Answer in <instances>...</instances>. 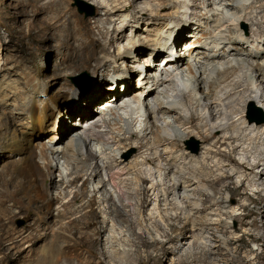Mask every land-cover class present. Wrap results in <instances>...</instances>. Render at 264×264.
I'll list each match as a JSON object with an SVG mask.
<instances>
[{
	"label": "bare ground",
	"instance_id": "obj_1",
	"mask_svg": "<svg viewBox=\"0 0 264 264\" xmlns=\"http://www.w3.org/2000/svg\"><path fill=\"white\" fill-rule=\"evenodd\" d=\"M96 1L106 8L107 15L121 16L114 33L131 26V44L120 43L111 54L115 36L96 21L99 36L107 39L101 50L105 55L96 56L94 29L82 16L73 27L66 19V7L53 0L38 5L34 13L48 15L67 47L62 62L50 76L42 78L50 89L60 90H48L43 97L38 91L25 95L27 85L36 86L35 77L27 74L20 75L24 86L0 84V160L4 162L0 173L1 263L97 264L84 262L80 252L99 244L97 236L102 232L98 226L102 221L93 206L95 197L85 203L89 193L85 186L91 177L100 181L98 193L109 204L112 221L126 228L124 241L114 231L115 226L104 230L113 234L111 242L119 241L120 247H125V242L132 246L133 227L141 242H146L142 231H150L156 242L166 233L165 227H176L172 221H181L184 216L193 235L191 241L184 237L188 241H180L181 246L192 249L196 239L194 242L207 249L211 236L198 223L203 217L195 215L201 213L200 206L208 196L216 195L218 183L231 178L232 172L240 177L250 166L252 181L258 179L264 186V122L253 120L249 112L251 107L264 112V0ZM131 7L135 20L130 19ZM76 28L82 40L78 45L72 41ZM172 56L176 62L170 61ZM110 57L126 63L130 75H121L125 71L122 65L113 69ZM84 69L102 72L107 76L105 82L112 78L109 91L115 92L112 86L118 83L125 90L109 93L99 81L84 96L87 107L77 101L68 107L69 116L79 115L81 120L72 131L67 129L70 139L62 158L77 162V168L86 159H93L95 164L83 165L71 182L81 181L83 188L61 202L62 198L49 197L47 173L37 160V145L42 146L40 155L48 159L50 146L43 140L44 134L52 129L50 143L63 141L64 128L55 123V115L62 116L63 106L74 99L69 97L68 88L78 98L75 85L80 82L68 78ZM135 74H139L138 81L132 87ZM82 85L85 88L88 82ZM104 99L107 101L89 112ZM193 138L201 141L197 152L187 146ZM130 149H138L140 155L128 158ZM229 150L241 153L243 161L225 153ZM46 168L51 172L52 164ZM226 168L232 172L226 173ZM146 182L148 188L144 187ZM225 190L232 197L248 195L241 186L231 191L227 185ZM21 192L40 203L27 216L25 230L11 223L17 214L15 208L20 212L26 209ZM183 228L186 226L175 230ZM40 242L46 245L34 249L37 258L29 259V254L24 257L26 243L35 247ZM97 253L90 254L97 257ZM122 255L132 260L130 250H123Z\"/></svg>",
	"mask_w": 264,
	"mask_h": 264
},
{
	"label": "rangeland",
	"instance_id": "obj_2",
	"mask_svg": "<svg viewBox=\"0 0 264 264\" xmlns=\"http://www.w3.org/2000/svg\"><path fill=\"white\" fill-rule=\"evenodd\" d=\"M50 1L53 0H0V60L1 68L2 66L4 68L2 69V73H0V84L7 86V84L10 83L12 86H24L22 76L26 74L33 75L35 77L33 84L36 86L27 85L25 95H30L31 92L34 93L38 91L37 93L40 94V97H43L48 90L51 92L60 90L59 87L50 89V85L43 81L42 78L44 75L50 76L53 69L62 62V54L68 52L67 47H65L62 41L63 39L59 33L60 29L53 26L48 15L41 14L36 16L34 13L38 5H46ZM59 1L66 7V11H68L66 19H70L73 27L79 16H82L86 19L88 26L94 29L95 40L93 41V46L96 56L105 55L101 54V50L104 44L107 43V39L102 38L101 35L99 36V30L96 28L95 24L96 21L100 22L99 25L102 30H109L112 36H115L112 37L115 39V46L109 49L111 54L117 50L120 43H124L125 45L128 43L131 44L134 34L131 30V26L125 29H119L116 31L117 33H114V29L120 26L121 20L118 18L121 16L116 15L112 17L107 15L106 8L96 0ZM130 10V19L135 20V10L132 7ZM160 21L162 20L158 22ZM145 27L146 24L144 25V28ZM74 30L76 37L72 41L75 45L81 44L82 40L79 39L78 35L79 30L78 28ZM110 59L113 60V69L119 68V66L122 65V68L124 67L123 69L125 70L126 63L123 65V63H121L122 61L117 63L113 58L110 57ZM17 65H20V67H17ZM100 74L102 75V72H100ZM100 74L84 69L77 71L72 77L68 78L72 82L80 83L75 85V89H78L79 92L78 98L73 96L74 90L68 88L69 97L74 99L63 106L61 110L62 116L58 114L55 115V123L60 126L62 125L61 128H64L63 134L61 135L64 139L62 142H58L56 139L55 143L51 144L50 138L53 135L52 129L51 132L44 134L43 140L50 146L48 159L40 155L42 146L37 145V160L47 173L49 197H54L56 199L62 198L60 200L61 202L70 200L74 194L83 188V182L81 181H76L74 184L71 183L76 176L79 175L78 173L81 171L83 165L91 166L95 164L93 159L84 158L86 159L85 164L81 163L80 167L77 168V162L76 164L74 161L67 162V160L62 158V152L66 151V144L70 139L67 129L72 131L75 127V123L81 120V116L79 115L71 118L68 114V107L73 105L76 101L81 105L83 103V106L87 107V105H85L87 103L85 102L84 96L95 88L99 81L104 82L103 87H107L105 90L109 93H115L119 90L123 93L125 90L121 89L122 84L118 83L115 92L109 91V87L112 83L110 81L105 82L107 76L103 77V75L101 76ZM121 75H124L126 78V75H130V72H126L125 70ZM138 75L139 74L134 75L132 87L135 86L134 84L138 81ZM87 82L88 85L82 88V84ZM112 95L113 94H111V96ZM105 101L107 100L97 101L96 104L92 105L90 110L87 109V111L89 110V112H91L92 107L94 109L96 105L98 106ZM251 109L253 112V120H263V110L258 107H251ZM55 123L53 124L54 128ZM53 145L55 146L53 147ZM187 146L197 152L201 147V141L196 138L189 139ZM95 149L96 146L93 147L94 151ZM128 153H130L128 158L134 155H140L138 149H130ZM225 153L239 161H243L241 153L237 154L232 150L226 151ZM6 154L9 153L6 152ZM84 154L87 155L86 150ZM48 163L52 164L51 172H48L46 168ZM3 166V160H0V173ZM225 171L226 173L230 172L229 168H226ZM13 172L14 175L18 176L17 171L13 169ZM51 173L53 174L52 179H54V187H51ZM231 174V178L218 183L216 195L208 196V201L200 206L201 213L195 215V217H199V219L203 217V221L198 223H200L201 227H205L209 231V237L211 236L210 244H208L210 246L207 247V249L201 246L199 242L198 244L194 242L196 239L192 240V243H194L192 249H187L188 246H186V244L185 247L181 246L180 241H182L184 237L190 239V236L193 235L189 231L191 225L185 220L184 216H181L182 219L181 221L179 220L180 222L176 220L172 221V223L177 224L178 227L182 228L186 226V228H183V231H176L175 229L178 228L177 226L165 227L166 233L164 235L162 233L160 239L156 242H153V234L150 233V231L146 232V234L143 233V231L140 233L146 241L145 243L141 242L138 238L139 233H137V230L133 227L132 246L127 242H125V247L118 246L119 241L112 243L110 239L112 233L109 234V230L104 232L107 226L111 228L115 226L113 229L115 232L119 233L118 237L123 239L121 241H124L123 236L126 234V228L122 223H115L112 221L113 215H111L109 204L104 201L105 199H103L101 193H98L100 181L93 177L89 178V182H87L85 186L89 191L88 196L85 198V203L90 202V200L95 197L93 206L96 213H98V219L100 222L102 221L98 225L102 229V232L97 236L99 244L91 246V248L84 247L80 249V252H82L86 258L84 262L91 260L90 262L97 264H264V186L261 185L262 181L258 179H255V182L252 181L250 166L246 170H243V175L240 177L234 176L233 172ZM227 185L230 186L231 191L241 186L242 191H245L248 195H236L232 197L230 192L225 190V186ZM149 186L150 184L148 182L144 184L145 188ZM19 196L26 204V209L20 212L19 209L15 208L17 214L16 217L11 220V223L16 228L25 230L29 222L27 216L32 213L35 206L40 205V203L30 201L25 193L21 192ZM56 210L57 206L53 210L55 215L57 214ZM144 210H146V207ZM220 221L222 222L221 224L219 223ZM216 223H219V225ZM173 237L175 240H173ZM191 239L189 241H191ZM186 241L188 240H183L184 243H187ZM143 243L145 245H143ZM28 245H30V243L25 244L24 257L29 254L28 258L33 259L37 258L38 255V252L35 253V250L39 248V250H41L42 247H45L46 242H40L35 247L31 246L32 248ZM113 247L117 249V255L113 251ZM126 249L132 252V260L123 258L122 252ZM88 251H90V253H97V257H93ZM0 264H6V262H0Z\"/></svg>",
	"mask_w": 264,
	"mask_h": 264
},
{
	"label": "water",
	"instance_id": "obj_3",
	"mask_svg": "<svg viewBox=\"0 0 264 264\" xmlns=\"http://www.w3.org/2000/svg\"><path fill=\"white\" fill-rule=\"evenodd\" d=\"M250 117L253 119V112H252V109H251V111H250ZM260 122H264V118H263V120H261Z\"/></svg>",
	"mask_w": 264,
	"mask_h": 264
}]
</instances>
